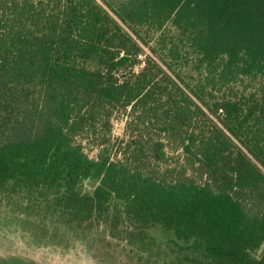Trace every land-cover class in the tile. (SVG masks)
Here are the masks:
<instances>
[{
	"label": "trees",
	"instance_id": "trees-1",
	"mask_svg": "<svg viewBox=\"0 0 264 264\" xmlns=\"http://www.w3.org/2000/svg\"><path fill=\"white\" fill-rule=\"evenodd\" d=\"M0 209L264 264V0H0Z\"/></svg>",
	"mask_w": 264,
	"mask_h": 264
},
{
	"label": "rangeland",
	"instance_id": "rangeland-1",
	"mask_svg": "<svg viewBox=\"0 0 264 264\" xmlns=\"http://www.w3.org/2000/svg\"><path fill=\"white\" fill-rule=\"evenodd\" d=\"M124 119V116L112 119L113 136H123ZM146 250L131 249L115 240L92 243L90 247L87 241L80 240L69 247L50 245L37 241L0 214V264H35V261H40L38 264H197L196 259H201L158 227L149 231Z\"/></svg>",
	"mask_w": 264,
	"mask_h": 264
},
{
	"label": "flooded vegetation",
	"instance_id": "flooded-vegetation-1",
	"mask_svg": "<svg viewBox=\"0 0 264 264\" xmlns=\"http://www.w3.org/2000/svg\"><path fill=\"white\" fill-rule=\"evenodd\" d=\"M87 186L90 187L89 185H87ZM94 186H95V183H94ZM91 188H93V187H91ZM2 213L4 215V218L7 221L11 222L12 224H16V225L18 224V226H20V228H22L23 230L29 232V234L32 235L37 241H39V242L42 241V242H44L46 244L59 245V246H63V247H69V246L73 245L75 242H77L78 240H80V241H87L89 243V247H90V244H92V243H100V242L101 243H104V242H111L112 240H115V241H122V242H124L126 245L131 246V249H137V250H140V251H146L147 252L146 246H147V242H148V238H149V231L151 229L148 231V235L145 238V243H146L145 247H143L142 244H140V245L136 244L137 243L136 241L134 243H130L128 240L124 239L122 235H112V234L109 235L107 233H105V234H103L101 236H96L95 235L96 237L95 238H92V239H85V240L76 239V240H73L71 242H61V241L59 242V241H56V240L46 239V238H44L42 236H39V235H36L35 233H33L30 230L29 225L24 220V218H25V215L24 214L17 213V212H15L13 210H10V209H8V210H6V209H0V214L2 215ZM154 228H156V227H154ZM159 229L162 230L161 228H159ZM162 231H164V230H162ZM164 232H166L169 235L173 236L171 233H169L167 231H164ZM261 245H260V247H261ZM260 247H259V249H260ZM258 250H257L256 253H253L252 252V254H255L256 257H257ZM29 260H31V259H27L25 261H29ZM33 261L34 260H32L31 262L33 263ZM5 262H6V260H5ZM38 262H40V261H35L34 263L35 264H38Z\"/></svg>",
	"mask_w": 264,
	"mask_h": 264
},
{
	"label": "water",
	"instance_id": "water-1",
	"mask_svg": "<svg viewBox=\"0 0 264 264\" xmlns=\"http://www.w3.org/2000/svg\"><path fill=\"white\" fill-rule=\"evenodd\" d=\"M86 183H87V185H89L90 187H94V183H93V182H91V181H87ZM263 254H264V242L262 243L260 249L258 250L257 257H258V258H261V257L263 256Z\"/></svg>",
	"mask_w": 264,
	"mask_h": 264
}]
</instances>
